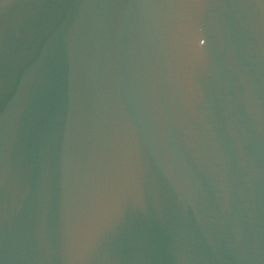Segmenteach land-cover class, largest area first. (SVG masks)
Listing matches in <instances>:
<instances>
[{
	"label": "water",
	"instance_id": "95a60500",
	"mask_svg": "<svg viewBox=\"0 0 264 264\" xmlns=\"http://www.w3.org/2000/svg\"><path fill=\"white\" fill-rule=\"evenodd\" d=\"M0 264H264V0H0Z\"/></svg>",
	"mask_w": 264,
	"mask_h": 264
}]
</instances>
